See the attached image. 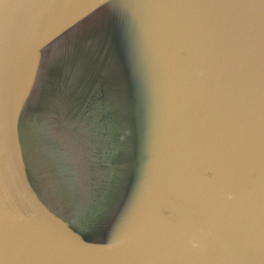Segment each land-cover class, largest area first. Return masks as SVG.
Returning <instances> with one entry per match:
<instances>
[{"label": "water", "instance_id": "water-1", "mask_svg": "<svg viewBox=\"0 0 264 264\" xmlns=\"http://www.w3.org/2000/svg\"><path fill=\"white\" fill-rule=\"evenodd\" d=\"M0 264H264V0H0Z\"/></svg>", "mask_w": 264, "mask_h": 264}]
</instances>
